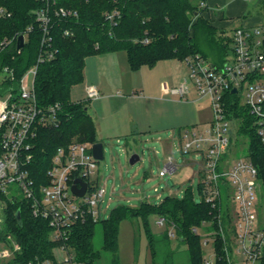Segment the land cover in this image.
I'll return each mask as SVG.
<instances>
[{
    "label": "built area",
    "instance_id": "obj_1",
    "mask_svg": "<svg viewBox=\"0 0 264 264\" xmlns=\"http://www.w3.org/2000/svg\"><path fill=\"white\" fill-rule=\"evenodd\" d=\"M39 1L42 6L34 10V14L43 33V50L38 62H44L57 53L52 36L54 18L77 16L78 11L56 8L57 0ZM251 1L262 3V9L226 31L231 47L224 63L215 64L201 53L192 54L184 60L190 67V77L172 87L173 93L187 99L192 80L198 95L210 99L213 119L209 126L182 128L180 138L184 141V152L194 151L202 157L200 173L206 202L215 206L224 197L221 182L230 184L233 189L229 197H234L238 216L234 220V235L229 246L221 250L216 248L219 264H256L264 257V216L260 215L258 207L264 204L263 182L258 166L248 154L231 153L233 138L239 130L225 99L229 91L240 98L253 116L252 124L264 142V0ZM199 4L211 7L209 0H199ZM0 12L4 10L1 8ZM119 13L114 9L107 11L105 16L111 24H116ZM32 29L33 26H29L20 34L24 35L25 41L26 33ZM64 34L74 36L72 29H65ZM14 39L5 38L0 47L13 43ZM148 41L146 38L145 42ZM37 70L38 63L17 80L14 68L5 65L0 69V192L6 194L9 187L16 184L24 195L22 199L30 202L34 217L46 220L51 229L50 240L55 244L50 254L36 255L27 264H85L69 240L79 223L89 218L100 219L98 207L106 189L98 178L93 180L99 160L94 156L93 142L75 137L58 147L46 177L37 184L30 169L34 160L33 148L42 127L59 125L58 112L62 108L61 102L48 106L38 104L35 93ZM87 93L89 98L100 96L94 85L87 86ZM177 169L178 164L170 157L164 171ZM77 179L87 183L83 195L72 189ZM77 186L81 188L82 184L78 182ZM2 207L5 208V203ZM166 222L164 216L159 217L158 223ZM194 230L198 231V228ZM174 234L172 230L170 235ZM226 236L223 233L225 239ZM4 244L0 249V261L15 258L21 250L12 235H8ZM203 264H215V261L204 259Z\"/></svg>",
    "mask_w": 264,
    "mask_h": 264
},
{
    "label": "trees",
    "instance_id": "obj_2",
    "mask_svg": "<svg viewBox=\"0 0 264 264\" xmlns=\"http://www.w3.org/2000/svg\"><path fill=\"white\" fill-rule=\"evenodd\" d=\"M40 6L42 2L39 0H0V10H4L0 12V44L5 38H15L13 43L0 47V69L5 65L14 68L19 80L38 63L35 78L38 104L62 103L58 112L59 125L42 127L33 148L34 160L30 169L38 185L46 177L59 146L68 144L75 137L93 143L99 141L96 123L86 103L71 100L72 86L84 79L88 56L126 51L131 69L138 70L143 65L154 66L163 59L185 60L195 53L210 58L207 46L215 53L212 57L215 64L224 63L230 52L229 39L218 37V28L200 14L195 0H57L56 8L77 10L78 15L54 18L52 36L57 53L52 59L38 62L43 50V33L34 10ZM114 9L120 13L117 23L111 24L105 13ZM29 26L33 29L26 33L28 37L23 47L18 48L17 37ZM65 29H72L74 36H65ZM146 38L148 42H145ZM225 99L237 121L238 133L248 140V155L258 166L264 187V142L252 124L254 118L234 93L227 92ZM1 194L7 202L4 208L6 219L0 225V240L6 241L8 235H12L21 245L16 257L7 264H27L36 255L50 254L55 243L50 240L48 222L34 217L28 200L9 199ZM224 198L222 196L214 206L205 200L196 202L188 193L183 198L167 196L160 204L144 201L139 208L120 205L106 219L94 221L89 218L79 223L69 243L85 264H94L98 255L93 247L97 223H101L104 249L116 254L120 223L128 218L143 222L153 246L155 234L150 228L149 215L156 213L164 216L169 226L176 227L179 241L189 244L194 264H203L200 236L194 228L208 222L219 229L221 221L227 231L224 233L229 235L227 228L232 211ZM18 210L21 211V220L17 217ZM220 239V233L216 234L218 250L222 247ZM261 264H264V257Z\"/></svg>",
    "mask_w": 264,
    "mask_h": 264
},
{
    "label": "rangeland",
    "instance_id": "obj_3",
    "mask_svg": "<svg viewBox=\"0 0 264 264\" xmlns=\"http://www.w3.org/2000/svg\"><path fill=\"white\" fill-rule=\"evenodd\" d=\"M195 4L201 11L200 14H203L218 28L219 38L226 37V31L231 28L228 25V17H233L234 20L230 24L237 25L244 22V17L260 11L263 6L262 3L251 0H219L223 15L220 8H215L212 4L208 8L201 6L199 0H195ZM237 12L239 14L235 15L234 13ZM206 49H209L211 54L208 59L212 61L215 53L208 46ZM118 57L125 77V87L120 89L121 93L116 92L112 96L102 97L101 100L90 101L86 92V81L75 84L71 88V100L86 103L89 112L97 115L96 121L99 125L110 124L111 126L113 124V129L101 131L98 134V140L104 144L105 156L98 162L93 180L98 178L99 183L106 189L101 205L98 207L99 218H108L112 211L120 205L139 208L144 201L160 204L167 196L183 198L190 193L196 202H202L204 200L200 173L202 157L194 151L184 152L182 150L184 141L176 131L179 127L186 128L192 125L200 129L209 126L213 119L209 97H200L192 80L187 99H181L173 94L166 95L160 90L161 81L173 83L180 78L190 77V67L184 60L163 59L154 66L144 65L138 70H132L128 65L126 51H119ZM86 61L88 66L94 64L92 69L96 71L95 57L90 56ZM89 81L94 80L91 78ZM89 83L88 85L91 84ZM133 85L137 91L135 92L137 98L128 95L132 93L131 86ZM151 93L153 95L151 98H141ZM160 95L176 99L178 103L170 99L161 100L158 98ZM106 112L109 114L108 117L101 116ZM129 113L135 116L136 122L132 121L130 124L131 129H134L132 133L126 125L125 129L128 132L125 134L124 127L116 125V122L119 117L125 121ZM160 114L164 116V119H161ZM172 115L176 116L175 121L177 122L162 123ZM248 148V140L240 133H236L231 153L237 156L246 155L249 153ZM135 152L140 155V160L132 164L130 156ZM168 156H171L178 164L176 171H164ZM221 186L224 199L232 211L231 220L228 223L229 228H227L229 235L226 234L228 238L223 237V233L227 231L221 221L219 229H215L211 223L206 222L198 226L197 232L200 236L202 259H212L215 264H219L216 255V234L220 233L221 248L229 246L234 235V220L238 216V206L234 197H229V194L231 196L233 194L231 185L221 182ZM1 193L0 217L3 223L6 217L2 204L5 203L6 207L7 201ZM5 195L9 199H14L12 195L18 199L24 196L16 184L11 185ZM263 205L258 206L261 216H264ZM159 217L160 215L156 213L149 215L150 228L155 234V245L153 246L149 242L141 220L123 219L120 223L119 250L116 254L104 249L101 223H97L93 247L98 255L94 264H194L189 244L179 241L176 227L169 226L168 222L158 223ZM172 230L176 234L169 235ZM4 245V241L0 240V249ZM10 260L11 258H3L0 263L7 264ZM256 264H261V262L258 261Z\"/></svg>",
    "mask_w": 264,
    "mask_h": 264
},
{
    "label": "crops",
    "instance_id": "obj_4",
    "mask_svg": "<svg viewBox=\"0 0 264 264\" xmlns=\"http://www.w3.org/2000/svg\"><path fill=\"white\" fill-rule=\"evenodd\" d=\"M209 1H210V4L214 5L215 8L216 7L220 8V12L222 14L224 13L223 10H222V7H220V5H219V0H209ZM234 14L237 15L239 13L237 12V13H234ZM233 21H234L233 17H231V18L228 17V22H229L228 25L230 27L234 26V25L230 24V23H233ZM118 53H119V51H117V52H108V53L97 54V55H90L91 58L95 57V62L94 63H96L95 64V66L97 67L96 71H93V69H92L94 64L91 65V66L90 65L88 66V62L86 61L85 69H84V79H83V81H86V83H85L86 84V89H87V86H89L88 83L90 82L92 85L96 86L97 89L100 91V96L99 97H96V98H89L88 97V100H90V101L91 100H93V101L101 100L102 97H104L106 95L107 96H112L116 92H120V89H123L125 87V84H124V79H125L124 71L122 70V65H121V61H120V59L118 57ZM90 56H88V57H90ZM87 58H86V60H87ZM127 61H128V58H127ZM128 65H129V68L131 69L129 61H128ZM91 78L94 81H89V79H91ZM184 79L180 78L178 81H174L173 83H168V82L161 81L160 90L163 91L164 94L166 93V95L173 94L175 96H178L176 93L172 92V87H174L175 85L179 84ZM131 90H132V93H128V95H130V97H132V98H137V96L135 95V92H137V91L134 89V85L131 86ZM145 91H147V90H145ZM86 92H87V90H86ZM104 92H107L108 94H105ZM189 93H190V91H189ZM131 94H132V96H131ZM87 95H88V93H87ZM152 96L153 95L151 93V95H144L141 98H151ZM158 98L161 99V100L170 99V100L178 103V101L176 99L175 100L171 99L169 97H166L165 95L164 96L160 95ZM88 112H89V110H88ZM90 114H91V116L93 117V119H94V121L96 123L97 133L98 134H100L101 131L113 129V124L111 126H110V124H108V125H105V124L99 125L98 122L96 121V118H97L96 116L97 115L93 114V113H90ZM127 115H128V117H126L125 121H123V119L121 117H119L117 122H116V125L119 124L121 127L122 126L124 127L123 130L126 132L125 134H127V132H128V131H126L125 127L128 126L129 132L132 133L134 129L133 130L131 129L130 124H131L132 121L136 122V119H135L134 115H132V114L130 115V113L127 114ZM101 116L108 117L109 114L106 112V113H104ZM159 116L161 117V119H164V116L162 114H160ZM175 120H176V116L172 115L171 118H168L167 120H165V122H162V123H166L167 124L168 121L177 122ZM172 124H175V123H172ZM135 125H137V123H135ZM165 126H168V125H165ZM182 128L183 127H179L177 129L178 131H176V132H178V134H179V130H181ZM119 129H121V128H119ZM173 131L175 132V130H173ZM170 157L171 156H168L167 159H169ZM167 159H166V161H168Z\"/></svg>",
    "mask_w": 264,
    "mask_h": 264
},
{
    "label": "water",
    "instance_id": "obj_5",
    "mask_svg": "<svg viewBox=\"0 0 264 264\" xmlns=\"http://www.w3.org/2000/svg\"><path fill=\"white\" fill-rule=\"evenodd\" d=\"M25 43V38H24V35H20L19 37V43H18V48H21L23 47ZM233 91H236V88L233 89ZM93 153H94V156L99 160H103L104 159V144L103 142L101 141H97L93 144ZM138 160H140V155L138 153H133L131 156H130V162L132 164L136 163ZM80 182L82 184V187L79 188L77 186V183ZM86 187H87V183L85 181H82V180H75V183L73 184L72 186V189L73 191H75L78 195H83L86 191ZM17 217L21 220V211L18 210L17 211Z\"/></svg>",
    "mask_w": 264,
    "mask_h": 264
}]
</instances>
